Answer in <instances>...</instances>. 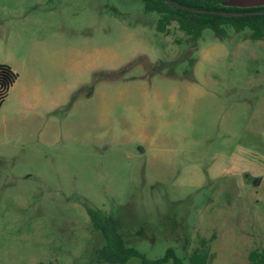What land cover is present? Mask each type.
Wrapping results in <instances>:
<instances>
[{"label": "rangeland", "instance_id": "374dc122", "mask_svg": "<svg viewBox=\"0 0 264 264\" xmlns=\"http://www.w3.org/2000/svg\"><path fill=\"white\" fill-rule=\"evenodd\" d=\"M157 20L141 0H0V62L51 76L54 100L0 110V264H143L102 261L88 206L149 259L264 249V40Z\"/></svg>", "mask_w": 264, "mask_h": 264}, {"label": "trees", "instance_id": "16d2710c", "mask_svg": "<svg viewBox=\"0 0 264 264\" xmlns=\"http://www.w3.org/2000/svg\"><path fill=\"white\" fill-rule=\"evenodd\" d=\"M144 10L158 14L157 30L168 32V27L173 21L178 23L179 29L193 39L202 36L205 29L210 28L216 37L225 40L228 36V28L233 27L237 31L251 30L252 40H264V14L230 17L210 13H198L185 10L172 5L165 0H141ZM184 5L197 9L222 10V11H259L263 6L240 8L228 5L229 0H175ZM19 77V73L12 66L0 62V107L6 99L10 88ZM88 212L92 224L96 230H100L106 239L102 247V261L112 263H126L131 257L141 258L143 264H160L172 260L174 264H208L212 258L209 247L196 248L187 258L188 262L179 257L173 248H169L166 254L157 259H149L137 249L127 246L119 230L118 220L113 215H103L100 210L88 206ZM204 242H206L204 240ZM248 264H264V249H252L248 255Z\"/></svg>", "mask_w": 264, "mask_h": 264}, {"label": "crops", "instance_id": "0c3cea01", "mask_svg": "<svg viewBox=\"0 0 264 264\" xmlns=\"http://www.w3.org/2000/svg\"><path fill=\"white\" fill-rule=\"evenodd\" d=\"M228 5L240 8L256 7L263 6L264 0H229ZM64 62L65 61H63L62 65L63 71L65 66ZM12 68L15 70V67ZM52 84L53 82L51 76L46 73H43L39 79L34 78V76H30L25 82H22L20 77H18L17 81L10 88L6 99L0 107V110L6 106L7 108H11L14 113H16V111L24 113V116L20 118L21 121L29 120L28 115L31 117L38 115L40 111L38 112L37 110L39 109L43 111L42 113L51 111L54 107ZM68 88L69 87H65L62 84L58 89L59 97L61 99H64L67 95ZM4 123L5 130L12 128L11 120L5 119ZM248 262L249 259L247 257V261L245 263L248 264ZM209 263L210 260L208 264Z\"/></svg>", "mask_w": 264, "mask_h": 264}, {"label": "water", "instance_id": "95a60500", "mask_svg": "<svg viewBox=\"0 0 264 264\" xmlns=\"http://www.w3.org/2000/svg\"><path fill=\"white\" fill-rule=\"evenodd\" d=\"M166 2L175 5L176 7L189 10L192 12H198V13H210V14H218V15H224V16H230V17H241V16H252V15H258V14H264V10L259 11H222V10H207V9H197L194 7H190L187 5H184L178 1L175 0H165ZM141 150H143L141 148ZM253 183L258 184L259 180L254 179Z\"/></svg>", "mask_w": 264, "mask_h": 264}]
</instances>
